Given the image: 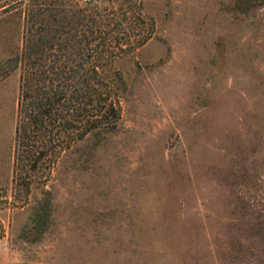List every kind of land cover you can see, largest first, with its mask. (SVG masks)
I'll list each match as a JSON object with an SVG mask.
<instances>
[{
  "label": "rangeland",
  "instance_id": "obj_1",
  "mask_svg": "<svg viewBox=\"0 0 264 264\" xmlns=\"http://www.w3.org/2000/svg\"><path fill=\"white\" fill-rule=\"evenodd\" d=\"M25 1L0 0V64ZM79 1L137 3L151 33L102 67L115 126L16 181L19 69L0 71V264H264V0Z\"/></svg>",
  "mask_w": 264,
  "mask_h": 264
},
{
  "label": "trees",
  "instance_id": "obj_2",
  "mask_svg": "<svg viewBox=\"0 0 264 264\" xmlns=\"http://www.w3.org/2000/svg\"><path fill=\"white\" fill-rule=\"evenodd\" d=\"M24 5L20 51L0 64L3 75L19 69L13 181L16 169L49 167L92 129L115 126L125 84L117 69L102 67L142 45L153 24L137 3L119 10L114 2L90 9L79 0Z\"/></svg>",
  "mask_w": 264,
  "mask_h": 264
}]
</instances>
